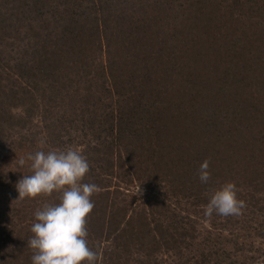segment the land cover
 I'll use <instances>...</instances> for the list:
<instances>
[{"label": "trees", "instance_id": "1", "mask_svg": "<svg viewBox=\"0 0 264 264\" xmlns=\"http://www.w3.org/2000/svg\"><path fill=\"white\" fill-rule=\"evenodd\" d=\"M4 188L0 264H264V0H0Z\"/></svg>", "mask_w": 264, "mask_h": 264}, {"label": "rangeland", "instance_id": "2", "mask_svg": "<svg viewBox=\"0 0 264 264\" xmlns=\"http://www.w3.org/2000/svg\"><path fill=\"white\" fill-rule=\"evenodd\" d=\"M150 3V1H149ZM154 5H150L148 7L145 8L146 12H147V16L149 18V22L152 20V18L155 16V12H154ZM149 28L152 30L151 27V23ZM147 44V43H146ZM146 44L144 46H146ZM35 158V157H34ZM37 158V157H36ZM8 162H6V166L4 167V169H2L4 171V174H9V170L10 172L13 170L12 166L14 165V161H12V156L9 155L8 157ZM48 176H51V174L45 172ZM55 178V177H54ZM15 188V187H14ZM132 193L137 194L138 196L142 194L143 190L141 189V187L139 186H134L131 189ZM24 196V193L18 192L17 190L14 189H0V230L4 227H6L8 225V223L10 222L11 219H13V215L15 214V211L17 209L20 208H24L21 200ZM38 207V206H35ZM34 213H37V208L33 209ZM34 213L27 214L26 217H24V219L26 220V231L33 228L34 230L36 228H38L37 225H39L37 223V221L39 219L36 220V217L34 215ZM41 218V215H40Z\"/></svg>", "mask_w": 264, "mask_h": 264}]
</instances>
